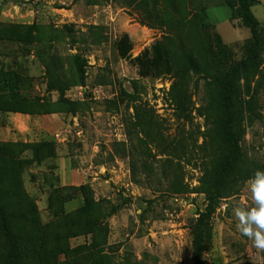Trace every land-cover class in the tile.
<instances>
[{
    "label": "rangeland",
    "instance_id": "obj_1",
    "mask_svg": "<svg viewBox=\"0 0 264 264\" xmlns=\"http://www.w3.org/2000/svg\"><path fill=\"white\" fill-rule=\"evenodd\" d=\"M251 10L262 65L248 85L262 121L247 128L242 145L249 159L264 162V0ZM8 27L29 30V41H0V70L20 72L21 94L40 99V111L59 113L64 124L59 139L48 140L55 156L21 173L25 197L6 172L11 162L0 159V264L12 256L13 264H89L62 252L92 241L109 253L95 264H264L233 215L251 206L249 180L232 177L214 203L200 183L209 158L200 116L207 76L225 74L254 43L227 0H0V31ZM124 33L132 58L158 45L170 63L141 78L117 53ZM187 51L204 71H187ZM59 156L86 173L83 189L60 186L57 160L72 163Z\"/></svg>",
    "mask_w": 264,
    "mask_h": 264
},
{
    "label": "trees",
    "instance_id": "obj_2",
    "mask_svg": "<svg viewBox=\"0 0 264 264\" xmlns=\"http://www.w3.org/2000/svg\"><path fill=\"white\" fill-rule=\"evenodd\" d=\"M227 3L233 10L235 17L243 21L251 29L254 43L248 49L247 57L233 64L225 74L222 76L209 74L207 76V101L200 110V116L204 118L206 123L204 143L208 146L209 158L200 183L210 203L224 198V193L232 177L237 176L244 180H250L257 169H264V162L249 159L242 145L246 138L247 128L254 126L257 121H262V116L258 112L259 102L255 99L251 86L248 85L251 77L259 76L262 65L260 54H258L261 48L258 21L251 10L254 0H227ZM21 29L8 27L7 31H0V41L28 42L29 30L26 34H23ZM115 47L122 59L131 60L137 66L138 74L141 78L152 77L161 62L168 63L169 61L170 63V60L158 45H155L152 49H146L136 58H132L134 46L128 33H124L118 39ZM153 53H155V58ZM182 58L185 65H187V71L196 73L204 71L192 52H184ZM20 75V72L6 69L5 67L1 68L0 112H21L32 115L59 114L57 112L40 111L39 108L43 105L40 99L27 98L22 95L23 82ZM242 82H244L246 89L244 97L239 94ZM48 86L50 90L55 88L51 83ZM69 87L64 84V86H59L57 90L64 93ZM125 97L134 98V95L125 94ZM185 117L187 118L188 116L186 115ZM50 144L48 140L32 144L0 142V159H7L11 162L12 166L6 172L13 174V179L16 182L15 191L23 192L24 197L26 195L22 191L21 173H23L26 166L32 163L37 162L40 164L44 158H41V156H45V160L53 158L55 153L51 151ZM17 147H21L22 151L16 152L15 148ZM28 152L31 153V158L23 157ZM84 187L85 185H81L79 188L83 189ZM2 199L0 197V201ZM1 214H3V211ZM1 219L5 221L6 215L1 217ZM1 226L6 231H9L10 235H13L11 226L8 224H1ZM10 246L12 248L11 251H13L16 246L13 238ZM19 248L21 250L24 249L22 246H19ZM62 253L68 259L76 260L81 258L80 260L83 259L89 264L102 262L109 255L95 241L85 242L73 249L66 248ZM11 260V264H13V262H17L15 260H18V258L12 256ZM38 264L59 263L54 259H42Z\"/></svg>",
    "mask_w": 264,
    "mask_h": 264
},
{
    "label": "crops",
    "instance_id": "obj_3",
    "mask_svg": "<svg viewBox=\"0 0 264 264\" xmlns=\"http://www.w3.org/2000/svg\"><path fill=\"white\" fill-rule=\"evenodd\" d=\"M63 124L60 114L32 115L21 112H0V142L32 144L54 138L59 139ZM58 158L62 161L66 159L71 161L64 156ZM67 167L69 166L61 165L57 160L56 169L61 187H79L86 182L84 171L81 172V169L76 168L73 163L69 170H65Z\"/></svg>",
    "mask_w": 264,
    "mask_h": 264
},
{
    "label": "clouds",
    "instance_id": "obj_4",
    "mask_svg": "<svg viewBox=\"0 0 264 264\" xmlns=\"http://www.w3.org/2000/svg\"><path fill=\"white\" fill-rule=\"evenodd\" d=\"M251 206H236L233 215L240 234L264 252V169H257L248 181Z\"/></svg>",
    "mask_w": 264,
    "mask_h": 264
}]
</instances>
